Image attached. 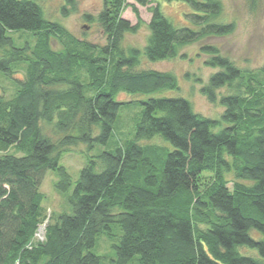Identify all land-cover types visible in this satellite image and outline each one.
<instances>
[{
	"label": "trees",
	"instance_id": "obj_1",
	"mask_svg": "<svg viewBox=\"0 0 264 264\" xmlns=\"http://www.w3.org/2000/svg\"><path fill=\"white\" fill-rule=\"evenodd\" d=\"M167 1L189 4L195 27L175 26L158 4L141 49L123 46L141 23L128 0H103L96 19L104 45L47 20L35 0H0V71L24 69L16 93L0 96V264H103L93 251L100 235L118 240L114 264H264L239 251L246 246L264 258V80L205 44V64L220 70L201 91L224 107L220 118L195 112L183 97L116 99L179 88L171 72L138 69L142 57L174 59L186 45L235 30L234 21L215 20L220 0ZM130 5L135 25L122 16ZM11 31H22V41L31 32L35 43L16 46ZM225 86L233 91L219 98ZM128 104L137 111L127 121L121 111ZM116 126L120 144L91 156L73 185L63 153L108 144ZM51 170L58 191H71L72 213L49 221L45 239L35 241L46 222L41 185ZM253 229L263 237L251 236Z\"/></svg>",
	"mask_w": 264,
	"mask_h": 264
},
{
	"label": "rangeland",
	"instance_id": "obj_2",
	"mask_svg": "<svg viewBox=\"0 0 264 264\" xmlns=\"http://www.w3.org/2000/svg\"><path fill=\"white\" fill-rule=\"evenodd\" d=\"M43 9L44 17L51 21L62 24L70 32L80 39L87 40L97 45L106 44V36L97 21V15L103 9V0H35ZM131 4H135L139 11L140 26L136 33L126 34L123 46L125 48L137 47L143 49L148 41L150 30L148 27L152 18V7L160 5L164 15L177 27H195L192 14L196 12L187 3L182 1L153 0L150 4L143 6L128 0ZM203 1V0H201ZM223 10L218 19L220 21L235 23L233 33L224 36H209L198 42L186 45L181 48L180 55L174 59L161 61H150L145 57L141 58L138 69H153L159 71H168L174 74L178 80L179 88L176 90H162L147 94H129L120 92L116 99L121 102H137L148 98L158 97H183L187 99L193 106L195 112L218 119L221 117L224 107L220 102H211L206 95L202 93V87L208 83L210 76L220 70L207 66L205 60L207 54H201V46L205 44H213L217 46L220 52L229 57L232 62L257 79L264 80V0H220ZM89 16V18H87ZM122 16L129 20L131 24L138 23V17L133 10V6L125 9ZM192 17V18H191ZM88 26V29L85 28ZM22 31H11L8 33L14 39L16 46H23L25 41H29L32 45L35 43L31 32H24L25 36H20ZM53 49L60 50L61 44L57 39L51 38ZM254 75V76H253ZM24 76V69L18 70V73L9 76L0 71V96L9 99L14 92L16 93L17 80ZM247 77V76H246ZM246 80V79H245ZM233 89L225 86L218 90L220 95L232 92ZM218 98V99H219ZM136 109L132 104L123 106L121 111L122 117L130 120L136 113ZM46 134L57 139L53 126L42 123ZM124 125V120H123ZM121 136L119 135L117 126L114 128L111 141L106 144H95L91 149L88 145L78 144L68 148L69 151L63 153L60 164L64 166L72 177L73 185L78 180L80 172L86 165L87 160L103 151H112L120 144ZM11 153H15L12 149ZM21 156L23 153H17ZM59 175L56 171H48L45 174L41 185V192L44 195L43 204L47 208V217L45 224L40 225L41 228L47 226L49 221H54L58 215L62 213H72V206L68 201V194L58 191L56 183ZM53 216V217H51ZM114 233L116 229L114 228ZM119 235L122 231L119 229ZM254 238H262V234L257 230L250 231ZM118 240H110L106 235H100L97 238V244L94 253L103 257V264H114L116 260V251L113 244ZM239 251L248 256L256 257L264 260L256 249L246 246L239 247ZM130 264H137L132 261Z\"/></svg>",
	"mask_w": 264,
	"mask_h": 264
},
{
	"label": "built area",
	"instance_id": "obj_3",
	"mask_svg": "<svg viewBox=\"0 0 264 264\" xmlns=\"http://www.w3.org/2000/svg\"><path fill=\"white\" fill-rule=\"evenodd\" d=\"M45 232H46V227L44 228L39 227L35 237L38 238L39 240L43 239Z\"/></svg>",
	"mask_w": 264,
	"mask_h": 264
},
{
	"label": "bare ground",
	"instance_id": "obj_4",
	"mask_svg": "<svg viewBox=\"0 0 264 264\" xmlns=\"http://www.w3.org/2000/svg\"><path fill=\"white\" fill-rule=\"evenodd\" d=\"M43 224H45V223H43ZM41 225H42V224H41ZM44 239H45V234H44L43 239H40V240L42 241V240H44ZM38 240H39V239L35 237V241H38ZM17 264H18V263H17Z\"/></svg>",
	"mask_w": 264,
	"mask_h": 264
},
{
	"label": "water",
	"instance_id": "obj_5",
	"mask_svg": "<svg viewBox=\"0 0 264 264\" xmlns=\"http://www.w3.org/2000/svg\"><path fill=\"white\" fill-rule=\"evenodd\" d=\"M86 29H88V26H85Z\"/></svg>",
	"mask_w": 264,
	"mask_h": 264
}]
</instances>
